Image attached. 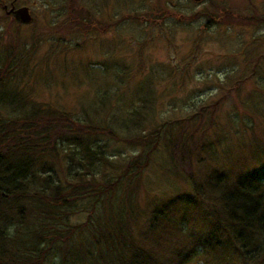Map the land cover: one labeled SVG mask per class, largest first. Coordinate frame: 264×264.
<instances>
[{
    "label": "rangeland",
    "instance_id": "obj_1",
    "mask_svg": "<svg viewBox=\"0 0 264 264\" xmlns=\"http://www.w3.org/2000/svg\"><path fill=\"white\" fill-rule=\"evenodd\" d=\"M11 3L27 6L32 16L30 23L20 24V38L26 40H20L25 45L20 50L4 48L17 24L3 10ZM229 12L262 21L233 18ZM79 14L85 15L84 23L73 20ZM263 17L264 0H0V83L5 72L17 67L16 60L33 49L20 65L27 71H18L11 81L25 104L0 102V120L15 121L37 107L87 124L115 125L139 111L142 137L159 129L158 135L187 139L191 157L184 164L171 160L163 141L147 152L149 147L139 144L102 139L111 141L118 167L135 156L143 155L140 162L148 156L141 176L130 183L142 209L151 199L194 195L189 173L203 188L215 174L234 181L243 169L264 168ZM129 126L113 129L125 137ZM110 173L108 181L117 175ZM181 207H174L173 219L186 217L185 230L205 235L203 208L186 207V214ZM85 220L86 213H79L69 223ZM181 240L183 232L168 237L166 245ZM197 252L188 264H224L214 253ZM235 259L227 253L221 260L238 264Z\"/></svg>",
    "mask_w": 264,
    "mask_h": 264
},
{
    "label": "trees",
    "instance_id": "obj_2",
    "mask_svg": "<svg viewBox=\"0 0 264 264\" xmlns=\"http://www.w3.org/2000/svg\"><path fill=\"white\" fill-rule=\"evenodd\" d=\"M228 15L249 22L262 21L255 16ZM84 18L80 14L73 20L84 23ZM12 27L14 38L4 48L23 49L20 40H26L20 38V25ZM33 35L34 26L30 34L34 41ZM32 50L16 60L17 67L10 74L5 72L0 102L13 106L20 100L21 105L25 104V98L13 91L11 81L18 71H27L20 65ZM30 110L15 121L0 120V264H188L198 255V248L218 255L216 260L224 264L221 259L227 253L235 254L238 264H264V168L243 169L234 181L223 173L215 174L204 188L189 173L194 195L184 192L151 199L142 209L137 206L130 183L141 176L148 156L143 162L139 161L143 155L135 156L118 167L114 160L119 155L112 157L111 141L102 139L108 136L139 144L149 147L147 152L163 141L171 160L179 164L191 157L187 139L158 135L159 129L154 135L142 137L137 131L142 118L139 111L115 125H94L65 112L37 107ZM127 126L129 135L125 137L113 129ZM107 172L117 175L108 181ZM121 188L123 193H117ZM175 204H181V213L187 212L186 207L203 208L207 233L185 230L188 218L175 220ZM79 213H86V220L70 224V217ZM182 232L185 240L166 245L168 237Z\"/></svg>",
    "mask_w": 264,
    "mask_h": 264
},
{
    "label": "water",
    "instance_id": "obj_3",
    "mask_svg": "<svg viewBox=\"0 0 264 264\" xmlns=\"http://www.w3.org/2000/svg\"><path fill=\"white\" fill-rule=\"evenodd\" d=\"M28 9L26 7L20 8V10L17 11V15H15L16 19H18L21 22H28L30 18L27 16Z\"/></svg>",
    "mask_w": 264,
    "mask_h": 264
},
{
    "label": "bare ground",
    "instance_id": "obj_4",
    "mask_svg": "<svg viewBox=\"0 0 264 264\" xmlns=\"http://www.w3.org/2000/svg\"><path fill=\"white\" fill-rule=\"evenodd\" d=\"M20 10L19 7H11L10 8V11L14 14V15H17V11ZM27 16L30 18V20L32 21V16L30 14V12L28 11L27 12Z\"/></svg>",
    "mask_w": 264,
    "mask_h": 264
},
{
    "label": "flooded vegetation",
    "instance_id": "obj_5",
    "mask_svg": "<svg viewBox=\"0 0 264 264\" xmlns=\"http://www.w3.org/2000/svg\"><path fill=\"white\" fill-rule=\"evenodd\" d=\"M11 7H16V6H15L14 3H13V4L11 3V4L8 6V9L6 10V12L10 11V8H11ZM8 15H9V16L11 15V16L14 18V16H13L12 13H8ZM78 21H79V20H78ZM107 26L109 27V25H107ZM76 28H78V29H82V28L79 27V26H76ZM105 29H107V27H106Z\"/></svg>",
    "mask_w": 264,
    "mask_h": 264
}]
</instances>
